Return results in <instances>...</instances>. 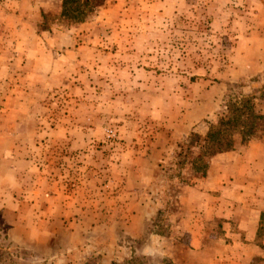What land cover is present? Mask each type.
<instances>
[{
  "label": "rangeland",
  "instance_id": "obj_1",
  "mask_svg": "<svg viewBox=\"0 0 264 264\" xmlns=\"http://www.w3.org/2000/svg\"><path fill=\"white\" fill-rule=\"evenodd\" d=\"M25 1L0 0V264H264V0Z\"/></svg>",
  "mask_w": 264,
  "mask_h": 264
},
{
  "label": "trees",
  "instance_id": "obj_2",
  "mask_svg": "<svg viewBox=\"0 0 264 264\" xmlns=\"http://www.w3.org/2000/svg\"><path fill=\"white\" fill-rule=\"evenodd\" d=\"M83 4L84 3H79V0L67 1V4L63 3V7H65V10L63 11V13L66 14L68 11L73 12L78 7L82 6ZM259 118L264 120L263 115L259 116ZM226 136L227 134L221 132L220 130V123H218V126L213 127V130L208 132L204 137V140L206 141V145L208 147V153L217 154V153L225 152L231 149V144L229 140L226 139Z\"/></svg>",
  "mask_w": 264,
  "mask_h": 264
},
{
  "label": "crops",
  "instance_id": "obj_3",
  "mask_svg": "<svg viewBox=\"0 0 264 264\" xmlns=\"http://www.w3.org/2000/svg\"><path fill=\"white\" fill-rule=\"evenodd\" d=\"M30 1H32V0H30ZM30 1L29 0L27 1L26 0L25 3H29L30 5H32V4L33 5H36L35 2H30ZM259 43H261V45L259 46V48H261V50H258V51H259V53H264V42L261 41ZM250 145L256 146L257 147V153H261L259 155L260 157H256L255 161L252 160V162H254L255 164L254 163H251V168H252V170L256 168V170H255V173L252 174V176H250V177H252L253 178V181H255L257 184H261L262 185V184H264V176L262 175L263 173H261L260 167L264 169V143L263 142L259 143V142L253 141V142H249V147H250ZM255 165H256V167H255ZM258 175H260L259 178H258ZM257 178L260 181L262 180V182L260 183L257 180ZM244 182H246V179H243L242 180V183H244ZM257 191H259V190H257ZM256 197H258L260 199L261 198H264V194H259V196H256ZM12 209L15 210V208H12ZM257 214H259V212ZM241 223L244 225L242 227V229L251 230V231L255 230L254 225H253V223L251 221L250 222H247V221L243 222V221H241ZM242 224H241V226H242Z\"/></svg>",
  "mask_w": 264,
  "mask_h": 264
}]
</instances>
